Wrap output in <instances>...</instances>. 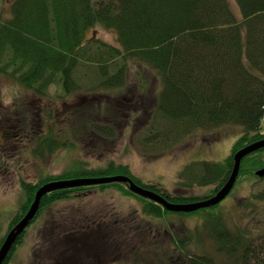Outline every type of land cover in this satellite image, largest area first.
Wrapping results in <instances>:
<instances>
[{"label": "trees", "instance_id": "trees-1", "mask_svg": "<svg viewBox=\"0 0 264 264\" xmlns=\"http://www.w3.org/2000/svg\"><path fill=\"white\" fill-rule=\"evenodd\" d=\"M237 4L241 17L229 0H14L12 18L0 19L1 76L40 97L46 96L55 82L68 88L80 61L90 53L86 32L103 25L118 35L120 48L108 47L113 58L121 56L139 62L157 73L161 89L154 111L160 118L157 127L161 128H151L147 145L152 144L153 150L160 148L158 155L199 130L237 125L244 132L224 160L189 164L181 172L180 186H214L207 196L165 193L160 185L141 182L128 165L111 162L100 170L81 166L36 184L23 182L27 200L10 227L25 216L38 189L54 181L124 175L173 203L199 201L224 186L232 173L235 153L264 139V0H237ZM102 65L100 73L111 77L105 86L120 82L128 70V66H122L108 76L107 63ZM95 132L104 138L115 134L111 123L108 127L97 124ZM167 137L173 143H168ZM40 140L48 145L49 152L57 148H51L44 137ZM262 167L264 148L243 159L238 179L253 176ZM111 185L122 187L126 195H135L127 184L119 183L57 190L42 198L36 218L54 204L82 195V191ZM261 203L264 191L246 200L242 207L246 211ZM219 206L208 209L215 211ZM211 211L201 229L185 228L181 234L155 240L157 231L145 225L138 213L142 220L130 215L119 216L113 223L105 218L85 222L96 216L95 211L84 207L80 217L65 214L63 220L47 221L43 229L47 236L40 248L48 258L34 253V261L56 264L52 261L59 262L63 255L81 259L82 252L90 259L88 264H106L108 254L114 255V262L125 260L129 264H264V230L256 231L249 225L229 227L221 214ZM164 212L168 211L151 201L144 209L148 217H162ZM25 233L4 264L22 243ZM206 236L215 241L220 261L216 256L194 251L195 246L200 250ZM82 237L92 246L78 242ZM3 241L4 238L1 244Z\"/></svg>", "mask_w": 264, "mask_h": 264}, {"label": "rangeland", "instance_id": "rangeland-1", "mask_svg": "<svg viewBox=\"0 0 264 264\" xmlns=\"http://www.w3.org/2000/svg\"><path fill=\"white\" fill-rule=\"evenodd\" d=\"M13 1L0 0L1 20L12 18ZM229 1L241 17L237 0ZM86 47L90 53L80 61L68 88L60 82L51 84L46 96H43V102H40V96L0 75V124L8 128L7 131L11 136L18 129V123L13 118L14 114H25L31 106L38 110L40 106L48 105L40 128L44 132L39 133L27 149L22 148L16 157L12 154L17 149L11 142L10 144L2 142L4 137L3 132L0 131V146H2L0 149V248L4 243L3 241L1 244L3 238L5 240V236L15 227H10L12 219L27 200L26 192L22 187L23 182L36 184L48 176L60 175L81 166L87 170H100L114 162L117 165H128L141 182L160 185L164 192L199 198L209 195L214 186L195 185L185 188L179 184L182 180L180 173L189 164L224 160L230 155L233 144L244 132L243 128L237 125H226L208 131L199 130L185 136L176 146L158 155L160 148L153 150L152 144L147 145V139L153 133L151 128L156 131L161 128L157 127L160 118L154 111L156 98L161 89L157 73L139 62L124 60L121 56L113 58L108 47L120 48L118 35L114 30L107 29L103 25L91 27L86 32ZM106 63L108 76L116 73L122 66H128L123 78L125 80L123 87H116L115 84L112 87L104 85L105 81L111 79L100 73V67ZM93 98L98 100H92ZM120 99L129 100L126 107L132 114L128 113L131 120H128L127 114L125 119L118 116L116 125L119 126L118 130H115L118 135H114L112 143L109 144L104 142V137L99 136L95 129L97 124L107 125L108 120L117 115L112 108ZM147 108H150L148 112ZM133 112L137 114L134 115ZM132 120L136 123L132 124ZM262 133L264 134V120ZM41 137L45 138L51 148L57 147L55 151L49 152L48 145L40 140ZM165 140L173 143L170 137ZM1 152H7L4 156L12 157H4L3 160ZM256 173L257 170L253 176L240 177L232 193L215 211L206 209L190 214L168 211L164 212L162 217L143 215L148 200L135 195H126L120 186L111 185L105 189L96 187L82 191V195L60 201L36 218L28 227L22 243L17 246L7 264H36L34 253L43 259L48 258V255L42 254L40 248L45 242L44 237L47 236L43 232L47 221L55 218L63 220L65 214L72 216L77 214L80 217L83 215L84 207L95 211L96 216L90 220L87 218L85 222L95 219L102 221L101 218H105L106 222L113 223L119 216L138 217L139 214L144 220L140 219V216L138 218L145 222V225L148 224L150 229L157 231L155 240L181 234L185 228L201 229L206 220L205 216L210 211L221 214L229 227L249 225L256 231H263L264 203L258 205L254 203V206L246 211L242 207L246 200L264 191V177H259ZM202 244L200 250L195 246L194 251L216 256L218 261L222 259L217 254V245L213 239H208L206 236ZM63 256L69 257V255ZM104 260L106 264H129L125 260L114 262V255L111 254H108ZM89 262L90 259L84 257L81 252L80 263Z\"/></svg>", "mask_w": 264, "mask_h": 264}, {"label": "water", "instance_id": "water-1", "mask_svg": "<svg viewBox=\"0 0 264 264\" xmlns=\"http://www.w3.org/2000/svg\"><path fill=\"white\" fill-rule=\"evenodd\" d=\"M262 148H264V139L254 142L250 145H247L246 147L239 150L234 155V167L226 184L214 196L205 200L191 202V203H182V204L172 203L168 201L166 197L154 191L146 189L142 186H139L131 178L124 175L105 176V177H80V178L60 180V181L47 183L38 189L35 195L34 202L32 203L27 214L20 220V222H18L15 225V227L7 235L4 244L0 249V264H4L13 246L18 241L19 237L26 231L28 226L36 217L41 207L42 198L51 192L62 189L77 188V187L122 183V184H128L129 189L133 193L145 199H148L152 202H155L158 205H161L163 208H165L168 211L191 213L201 209L214 207L220 204L222 201H224L230 195V193L235 187V184L237 182L240 173L242 160L246 156ZM256 174L259 177H264V168L258 170Z\"/></svg>", "mask_w": 264, "mask_h": 264}, {"label": "flooded vegetation", "instance_id": "flooded-vegetation-1", "mask_svg": "<svg viewBox=\"0 0 264 264\" xmlns=\"http://www.w3.org/2000/svg\"><path fill=\"white\" fill-rule=\"evenodd\" d=\"M124 81L125 80L122 78V80L120 82H116V85H118V84L120 85V86H116V87H123L124 83H125ZM92 100H98V98H93ZM40 102H43V97H40ZM128 102H129V100H127V99H120L119 100V106L121 105L122 107H125L128 105ZM45 104H47V103H45ZM47 108H48V105H46L45 107L40 106L38 110H35V108H32V106H31L29 109H27V112L25 114H21V113H20V115H19V113L14 114L13 118H14V121H16L18 123V129L15 130V134L13 133L12 136L7 131L8 128L5 125L0 124V131L3 132L2 136L4 137L2 142L4 144H10V142H11V144L17 149V151L14 154H12V156L16 157L20 153L22 148L27 149L29 147V144L34 141L36 136L39 133L44 132L42 129L40 130V128H41L42 122H44V113H45V110ZM122 114L126 115L124 113H122ZM11 119H12V117H11ZM5 128H6V130H5ZM14 128H16V127H14ZM1 147L2 146H0V149H1ZM5 153H7V152H4V153L1 152L3 160H4V157H7V158L12 157L10 155L4 156ZM21 157H22V155H21ZM78 242L82 243L83 246H86V245L92 246L86 240L80 239V240H78ZM75 257L76 256H73L72 258L63 256L59 262H55V261H53V262L56 264H70L71 262L80 264V260H81L80 257H78V258H75ZM51 260H53V259L51 258Z\"/></svg>", "mask_w": 264, "mask_h": 264}]
</instances>
